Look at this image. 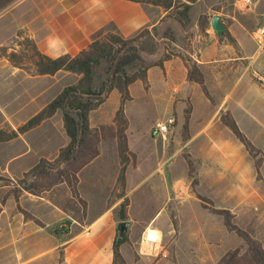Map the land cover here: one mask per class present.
<instances>
[{
    "label": "crops",
    "instance_id": "crops-1",
    "mask_svg": "<svg viewBox=\"0 0 264 264\" xmlns=\"http://www.w3.org/2000/svg\"><path fill=\"white\" fill-rule=\"evenodd\" d=\"M217 2L196 0L189 3L188 22L185 23L172 14L174 6L164 8L147 0H13L0 11V47H6L7 52L17 51L20 44L19 48L9 47L8 41L14 36H23L33 40L49 57L76 56L109 34L129 40L143 31L150 34L157 31L162 33L161 52L164 54L167 52L164 30L178 32L179 29L183 42L171 43L180 51L161 59V65L148 69L146 79L150 87L144 89V96L154 97L155 106L163 109L166 115L175 113L180 128H184L185 113L190 108L187 142L189 145L198 143L190 147L192 156L198 168L203 165L206 168L203 176L211 183L213 191L225 192L230 185L241 193L234 197L237 200L232 207L219 206L231 208L237 216L235 209L248 199L245 194L253 187L257 171L252 175L245 170L240 154L229 146L231 139L223 138L229 128L222 123L221 116L229 111L235 119L238 111L246 106L243 105L245 93H259L246 89L241 82L243 74L255 63V53L259 55L252 38L255 27L247 26L243 16L235 12L214 11L212 8ZM215 15L220 16L225 26L224 35L228 32L235 44L212 29L211 19ZM206 16L209 22L203 32L200 21ZM190 61L203 73L206 92L201 85L188 80ZM61 71L54 75H35L14 66L6 56H0V129L16 130L54 99L53 91L58 95L63 90L58 83H53ZM259 96L264 98L260 93ZM120 97L117 89L109 93L94 110L98 112L97 123H93L90 114L92 128L109 126L116 133L114 112L107 114L106 109L111 100H116L118 105ZM196 110H199V117H196ZM258 116L247 115L257 122L256 126L250 125L252 128H260L259 121L264 117ZM240 129L246 132V128ZM127 135L131 152L129 132ZM68 143L61 110L18 137L0 142V175L12 180V186L0 185V205L5 199L0 210V264H114L113 244L124 198L113 197V193L115 196L120 193L117 182L121 162L116 136L112 140L101 138L98 156L78 172L77 195L65 182L35 194L18 183L41 159L55 160L60 149ZM13 163L19 166L18 175H15ZM129 169L128 165L124 194L129 200L126 222L131 225ZM197 175L200 184L201 175ZM79 199L86 202L85 210ZM158 214L146 221L145 227ZM57 228L61 231L56 232ZM128 238L132 243L131 235L128 234ZM128 245L120 246L126 264H144V258L136 261L134 255L124 253L123 246L127 249Z\"/></svg>",
    "mask_w": 264,
    "mask_h": 264
},
{
    "label": "rangeland",
    "instance_id": "rangeland-1",
    "mask_svg": "<svg viewBox=\"0 0 264 264\" xmlns=\"http://www.w3.org/2000/svg\"><path fill=\"white\" fill-rule=\"evenodd\" d=\"M12 1L7 0V4L2 6L4 0H0V11L8 7ZM185 4L186 2L179 0L174 5L172 14L176 15L179 21L187 23L188 10H185ZM212 9L214 11H224L225 13L235 12L237 15L243 16L242 18H244L247 26L255 27L254 30L264 21V0H218ZM206 18L208 17L206 16ZM206 21L205 23H208ZM165 30L164 34L167 38L165 48H167V52L164 54L161 52L162 42L160 37L162 33L157 31L153 34L144 33L133 38L134 42H126L115 46L116 50L112 58L102 61L94 67L93 88L99 94V97H104L105 100L108 98L111 91H107V82L115 69L119 67L120 62L130 60L123 67L128 75L144 76V74H147L148 69L156 66L161 59H166L173 52L180 51L171 43L183 42L179 29L178 32L176 29L175 32L171 29L170 32ZM19 37L14 36L11 38L8 41L9 47L15 45L19 48V44L24 41L23 36ZM189 63L190 65L194 64L191 61ZM254 71L264 74V57H257L256 53L255 63L243 74L241 82L246 89L258 91L261 95H264V84L254 77ZM80 77L79 74L62 70L59 76L55 77L53 83H58L59 88H65L76 84ZM149 87L147 79L144 81L136 80L129 86L130 97L124 103L125 133L128 138L127 132H129L133 147L128 164L130 169L127 172L131 201L129 212L132 221L131 225L128 223L127 234L131 235L133 242H129L127 249L126 246H123V251L126 255H134L136 261L141 257L144 258V264H217L228 251L238 247H243L242 250H244L246 246L241 238L228 231L222 216L201 207L199 200L195 195H192V186L195 185L197 193L212 199L214 201L213 206L218 209L222 206L232 207L237 200L234 197H239L241 193L234 191L230 185L225 188V192L213 191L211 183L203 176L206 168H204V165L203 168H198L197 162L192 156L193 150L191 148L197 146L198 143L188 144L187 137L190 130L180 128L177 125L175 113L172 112L166 115L163 109L155 106L154 97L144 96V89L148 90ZM210 92L213 95L215 94L213 89ZM259 93H245L243 105L246 106L238 111L235 121L239 128H246V132L242 131L245 135L248 134L246 136L255 147V157L261 163V172L257 173L256 181L253 182L250 192L245 194L248 197L245 204L235 209L237 216L231 208L229 210L234 215L232 221L241 229L252 234L264 248V225H262L264 221V119L259 121L260 128L257 129L250 126L252 124L256 126L257 122L251 121L247 117L249 113L257 117H259L258 114H261L264 117V98L259 96ZM53 95L55 98L57 92L53 91ZM211 95L209 99L212 101ZM120 104L121 99L118 105L116 100H111V103L107 105V114L114 112V122ZM90 114L93 123H97L98 112L93 110ZM223 114L231 115L229 111ZM169 115L175 118L176 123L167 138H153L151 134L153 125L163 121ZM199 115V110H196V117H199ZM94 129L98 131L101 138L106 140H112L116 135L115 130L109 126ZM254 129H257V131ZM226 130L223 138L225 140L231 139L232 142L229 146L235 153L240 154L245 170L253 175L256 170L254 169L255 165L253 167L255 159L248 153L253 158L252 162L241 143L232 135L229 129L226 128ZM186 155H189L195 165L193 177L188 174ZM65 167V165L61 166V168ZM13 170L15 175L19 174V166L16 163H13ZM56 170H50V172L55 175ZM197 173L201 175L200 184ZM33 180L39 183V188L42 186L46 188L53 179L37 178ZM0 185L12 186V183L4 181L2 175H0ZM117 196L113 193V197L116 198ZM123 200L124 198L122 202H124ZM163 204L165 205L162 210ZM157 213H159L157 217L148 225L152 224L159 230L160 250L149 255L141 254L140 238L142 231L148 227V225L145 227L146 221ZM254 215H257V217ZM136 264L143 263L137 262Z\"/></svg>",
    "mask_w": 264,
    "mask_h": 264
},
{
    "label": "trees",
    "instance_id": "trees-1",
    "mask_svg": "<svg viewBox=\"0 0 264 264\" xmlns=\"http://www.w3.org/2000/svg\"><path fill=\"white\" fill-rule=\"evenodd\" d=\"M178 1L179 0H147L149 3L160 5L164 8H170ZM195 1L196 0H186L187 3L185 4V10H188L190 4ZM6 4L7 0H4L2 6H5ZM205 21L209 22L208 18L205 17L200 21V27L203 30L208 25ZM144 33L150 32L143 31L140 35ZM224 36L230 43L235 44V40L228 32H226ZM134 41V39L125 40L115 34H109L103 39L94 41L87 49L82 50L76 56L62 55L56 58L43 54L38 49L35 42L29 38H24V41L20 44V49L17 51L7 52L8 49L6 47H0V56H6L14 66L24 68L31 74L54 75L61 70H65L81 75L76 84L63 88V90L42 110L16 130L5 131L0 129V142L7 141L37 127L43 121L52 117L56 111L61 110L63 112V124L69 138V143L60 149L58 157L55 160L48 161L46 159H41L37 165L24 175L23 179L18 180V183H20L27 191L35 194L51 187L52 185L65 182L72 188L74 194L77 195V174L85 165L98 156L99 143L101 141V135H98V131L90 125V113L105 101V98L99 97V94H97L93 88L94 67L99 65L102 61L110 60L116 50L115 46ZM129 62L130 60L128 59L124 62H120L119 67L115 69L111 78L108 79L107 82L108 92L117 89L121 95V104L117 110L115 119L117 125L115 136L117 138L118 154L121 162L117 182L120 190L118 196L124 197V202L121 203L118 213L121 222H124L127 219V209L129 205V200L124 194L126 170L130 162V151L123 118L124 103L130 97L129 86L138 79L142 81L146 80V74H144V76L127 74L123 67ZM157 64L161 65L162 60ZM188 80L198 83L206 92L204 75L196 64L190 65ZM189 114L190 108H188L185 113L184 129H188L187 123L189 120ZM221 121L230 129L234 136L240 141V143H242L246 151L255 159V169L259 174L261 163L255 157L256 152L252 142L238 127L235 119L231 115L222 114ZM186 162L188 165V174L190 177H193L195 173V165L192 159L189 158V155H186ZM62 165H65L66 167L61 168ZM55 169H57V173L54 175L50 170L53 171ZM2 178L4 181L12 182L9 178L3 176ZM37 178L53 180L48 187L45 188V186H42L39 188V183L33 180ZM27 180L31 181L27 182ZM192 195H195L197 200H199L203 209H209L212 213L222 216L224 225L228 231L235 233L243 240L246 246L244 250H242L243 247H238L234 250L228 251L217 264H264V248L262 244L252 234L241 229L232 221L234 215L229 209L215 208L212 199L196 192L195 185L192 186ZM4 201L5 199L1 202L0 210ZM79 202L85 210L86 202L81 199H79ZM26 215L27 217H31L27 213ZM55 231L60 232L61 228H57ZM123 243H129L127 231H125L122 236L117 234L114 241V264H126L124 257L120 252V246Z\"/></svg>",
    "mask_w": 264,
    "mask_h": 264
},
{
    "label": "built area",
    "instance_id": "built-area-1",
    "mask_svg": "<svg viewBox=\"0 0 264 264\" xmlns=\"http://www.w3.org/2000/svg\"><path fill=\"white\" fill-rule=\"evenodd\" d=\"M253 39L256 43L257 54L264 57V21L261 22L254 30ZM254 76L264 84V74L255 71ZM174 124L175 118L173 116H169L163 122L157 123L151 129L153 138L166 139L167 135L174 127ZM140 248L141 254L148 255L160 250L159 230L152 226V224L148 225V227L143 231L140 238Z\"/></svg>",
    "mask_w": 264,
    "mask_h": 264
},
{
    "label": "water",
    "instance_id": "water-1",
    "mask_svg": "<svg viewBox=\"0 0 264 264\" xmlns=\"http://www.w3.org/2000/svg\"><path fill=\"white\" fill-rule=\"evenodd\" d=\"M211 27L216 33H218L220 35H224L225 26H224V24H222L220 16L215 15V16L212 17V19H211ZM127 227H128V222H126V221L120 222L118 224V232H119L118 234H119V236H122V234L125 231H127Z\"/></svg>",
    "mask_w": 264,
    "mask_h": 264
}]
</instances>
